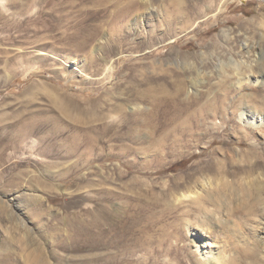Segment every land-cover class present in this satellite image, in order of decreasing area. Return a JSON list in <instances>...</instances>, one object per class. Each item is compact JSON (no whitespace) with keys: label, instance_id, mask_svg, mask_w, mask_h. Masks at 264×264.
Instances as JSON below:
<instances>
[{"label":"rangeland","instance_id":"rangeland-1","mask_svg":"<svg viewBox=\"0 0 264 264\" xmlns=\"http://www.w3.org/2000/svg\"><path fill=\"white\" fill-rule=\"evenodd\" d=\"M141 1L0 0V142L10 145L0 148V264H202L197 245L202 253L226 250L236 258V264H264V184L247 192L245 180L251 174L242 153L251 149L249 143L239 148V157L225 155L223 165L205 172L195 182L200 187L210 180L212 185L203 204L215 207L213 204L217 203L221 217L215 218L212 212L201 215L190 203H176L173 213L157 227L158 234L166 239L158 242L154 259L147 243V221L137 218L131 233L116 244L112 238L105 242L102 237L101 173L97 161L100 151L76 145L86 138L84 132L97 125L94 114L83 108L64 114L57 105L67 99L82 105L99 103L105 108L113 103L123 104L125 87L117 86L126 82L131 67L137 65L147 78L159 76L163 67L184 73L188 89L189 80L198 79V98L206 101L213 92L211 98L217 99L218 106L223 93L219 82L226 81L230 73L225 69L222 74L218 65V60L225 61L228 51L220 36L222 31L228 29L233 35H240L238 19L260 22L255 19L258 0H232L234 3L228 7L224 6L227 0H178L182 8L196 9L198 17L193 29L201 26L195 36L181 37L177 43L176 51L180 53L173 55L174 59L185 62L183 53L197 58L190 60L196 71L191 73L186 68L188 71L184 72L185 66L177 69L168 65L174 61L167 56L174 46L171 41L153 48L143 44L154 30L161 35L160 30L166 29L163 22L173 13L175 0H148V9L156 15L143 18V25L132 23L135 18L131 16L118 21L117 17L131 4ZM212 5L214 9L208 11ZM137 12L142 17L148 14L147 7ZM207 19L211 22L203 25ZM228 19L234 20L231 25L225 24ZM207 32L203 42L200 37ZM216 37L219 46L213 42ZM190 42L193 45L182 48ZM113 45L116 53L106 56ZM155 50L157 55L149 56ZM107 62L114 67L111 80L103 75ZM246 92L252 93L253 98L263 95ZM132 107L131 103L127 111ZM212 115L207 122L216 125L212 123L209 130L220 133L226 143L232 142V146L222 148L230 153L229 149L236 147L235 131L240 132L242 126L230 111ZM21 120L38 126L39 131L15 146L12 143ZM200 123L204 131L206 123ZM248 135L264 147V128ZM223 146L218 143L213 149ZM106 163L110 172L120 166L118 160ZM176 172L179 171L171 174ZM129 178L115 180L123 186L124 194H128L126 189L134 188L135 183ZM233 189L237 190L238 199L228 195ZM117 204L123 206L121 201L108 202L112 213ZM197 214L204 224L211 225L205 229L192 226L188 232L182 227L183 219L193 221ZM173 232H179L181 237H168Z\"/></svg>","mask_w":264,"mask_h":264},{"label":"bare ground","instance_id":"bare-ground-1","mask_svg":"<svg viewBox=\"0 0 264 264\" xmlns=\"http://www.w3.org/2000/svg\"><path fill=\"white\" fill-rule=\"evenodd\" d=\"M239 1L252 2L254 0ZM258 1L260 7L257 14L255 13V19H260L258 24L252 19L246 21L238 19V27L242 29L240 35H233L232 31L228 29L223 30L220 35L228 46L227 50L229 52L227 51L225 61L218 60L219 70L222 74L225 69L230 73L226 80L229 84L226 81L219 82V87L223 89V95L221 94V101L218 106L216 105L217 99L211 98L213 92L206 96V101L202 100L203 98H198V85L200 83L198 79H190L188 89L183 78L184 73H180L173 68L165 67L164 69L163 67L161 71H158L160 72L159 76L147 78L144 76L143 71L140 72L141 70L137 65L131 67L126 82L117 86L125 87L123 104L113 103L110 107L105 108L104 105L100 106L99 103L96 105H82L67 99L66 101L61 100V103L57 105L64 114L69 113L70 109L75 112L86 109L94 114L93 122L97 125L91 126L89 131L84 132L87 139L84 138V141L77 142L76 145L97 148L100 151L97 157L101 173L99 229L105 242H107V239L112 238L113 243L116 244L119 240L125 239L126 235L131 233L137 218L142 219L149 224L147 243L150 254L154 259L156 253H158V242L166 239L163 234H158L157 227L173 213L176 203L179 202L181 205L190 203L198 209L201 215L212 212V214L215 213V218L221 217V207H217V203L213 204L215 207L203 204L205 193L210 191L208 188H211L212 185L210 180H206L207 183L204 184L202 182L200 187L195 185V182L205 172L214 170L217 165L218 167L223 165L222 158L225 155L239 157L241 153L239 148L242 145H248L247 143H249L251 149L248 152H243L242 155L248 160L247 167L251 177H253L251 179L248 176L249 180H245L248 188L247 192L250 194L252 189L264 184V147H259L258 142L248 135V133H254L255 135L258 130L264 128V2L262 0ZM231 2L232 0H227L224 6L228 7ZM148 3V0H142L141 3L131 4L124 14L117 17L118 21L121 23V19L127 20L131 16L135 18L132 23L137 26L143 25V18L151 19L153 15H156L150 8L148 9ZM181 5L180 1H174L173 13L169 14L163 22L166 29L160 30L161 35H156L157 32L154 30L153 34L149 36V40L143 44L145 46L151 45L150 48H153L163 42L171 41L170 44H174V46L170 47L167 56L174 61L168 65H175L177 69H180V65L185 66L182 71H188L186 68H189L192 73L197 68L195 63L190 61L197 60L194 55L183 53L181 57L185 62L179 58L174 59L175 56L173 55H179L180 53L176 51L180 38L189 35L195 36L194 33L201 26L199 25L200 27L197 26V29H193L196 25L195 20L198 17L196 9L186 10ZM141 7H147L148 14L146 16L143 15L142 17L140 14H135V12L140 11ZM208 9V11H212L214 6L212 5ZM219 17L215 19H219ZM233 21V19H228L225 24L231 25ZM209 22H211V19L205 20L203 25ZM157 31L159 32L158 29ZM208 34L209 32L203 34L200 40L205 42L204 37ZM213 42L218 46L221 44L218 37L214 38ZM191 45H193L192 42L182 46V48ZM113 47L114 45L106 52V56L116 53ZM156 53H158L157 50L152 51L149 56L155 57ZM113 72V65L107 62L104 77L111 80ZM142 87L147 88L142 90ZM249 90L258 91L263 95L253 98L252 93L246 92ZM131 103L134 107L127 111ZM219 111H230L242 126L240 132L235 131L236 140L233 144H236V147L229 149L230 153L222 148H226L232 142L226 143L223 138L220 139V133H212L209 130L213 122H207L208 117L210 115L212 117V113ZM200 121L206 123V125L204 124V127H206L204 131L201 129L203 125ZM24 123L25 121L21 120L18 124L20 128L18 127L12 145L19 146L20 141L24 143L39 131L38 126H33L32 123H28V125ZM213 125L216 124L213 123ZM232 136L230 137L232 138ZM218 143L224 146L214 150V146ZM34 144L33 142L32 147H34ZM9 146L2 141L0 142V148ZM112 160H118L120 166H115L113 171L110 172L106 162ZM175 171L179 172L172 175L171 173H175ZM134 174H138V176H134ZM115 176L116 178H114ZM125 178H129L132 183H135L134 188H132L133 191L125 188L128 194L122 192V185L115 183V180L119 181ZM164 178H168V180L164 181ZM161 180L163 182H159ZM110 184L115 187L111 188ZM228 195L238 199L237 190L235 189L230 190ZM111 199L123 203V206L117 204L115 213H112L108 206ZM185 215L187 214L185 213ZM197 215L193 221L188 217L184 218L183 226H181L190 232L192 226L197 229H205V227L211 225L210 223L204 224L199 214ZM168 237L179 239L181 235H179V232H173ZM175 250L178 252L176 248ZM197 250L203 257L202 264H236V258L231 254H227L226 250L218 252L205 250L202 253L199 245H197Z\"/></svg>","mask_w":264,"mask_h":264}]
</instances>
